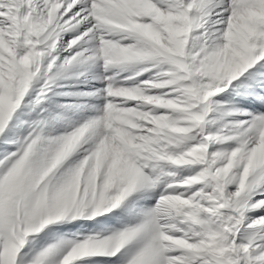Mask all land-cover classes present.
I'll list each match as a JSON object with an SVG mask.
<instances>
[{
    "label": "snow or ice",
    "instance_id": "1",
    "mask_svg": "<svg viewBox=\"0 0 264 264\" xmlns=\"http://www.w3.org/2000/svg\"><path fill=\"white\" fill-rule=\"evenodd\" d=\"M0 264H264V0H0Z\"/></svg>",
    "mask_w": 264,
    "mask_h": 264
}]
</instances>
